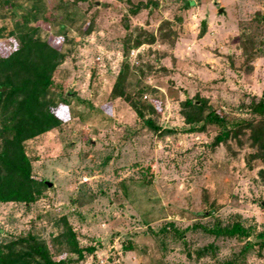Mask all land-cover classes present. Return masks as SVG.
<instances>
[{"label": "rangeland", "instance_id": "rangeland-1", "mask_svg": "<svg viewBox=\"0 0 264 264\" xmlns=\"http://www.w3.org/2000/svg\"><path fill=\"white\" fill-rule=\"evenodd\" d=\"M1 10L0 57L30 12L37 37L65 53L52 95L70 111L25 144L33 176L52 185L29 205L0 202V243L34 234L77 264L58 239L66 218L80 247L96 249L78 264H264V161H250L246 137L213 149L218 129L191 133L181 107L204 98L229 119L251 117L243 106L264 95V0H16ZM139 37L154 42L131 60ZM236 223L249 235L210 233Z\"/></svg>", "mask_w": 264, "mask_h": 264}, {"label": "trees", "instance_id": "trees-1", "mask_svg": "<svg viewBox=\"0 0 264 264\" xmlns=\"http://www.w3.org/2000/svg\"><path fill=\"white\" fill-rule=\"evenodd\" d=\"M0 7L15 8L16 0H0ZM189 6L194 2H188ZM0 8V11H2ZM37 15L33 12L25 15L24 20L18 24L19 30L10 32L8 39L16 43L15 49L7 56L0 57V202L24 203L36 202L50 187L46 181H40L33 176L32 162L26 153L25 144L41 135L52 132L61 127L65 122V115L70 111L65 105L61 111L52 95L55 87V74L66 59L61 48L55 46L52 40H41L37 37L38 28H33L31 22ZM241 40L245 55L254 57L253 38L242 34ZM154 42L137 38L134 44L128 47V54L133 48H139L145 43ZM128 66L118 77L114 88V96H123L120 91L124 83ZM72 95V94H71ZM65 97H71L66 94ZM148 104V103H144ZM139 118L145 120L146 113L133 103ZM182 115L189 131L205 132L209 127H216L218 134L211 146L213 149L221 145L230 146V141L235 140L246 143L253 149L250 161L258 158L264 161V95L254 98L248 108L250 118H233L222 111L210 106L207 99H187L182 102ZM150 111L154 112L150 107ZM145 123L155 132L159 131L154 121L149 118ZM168 133L163 130L161 134ZM264 181V169L259 172ZM62 223V224H61ZM61 224L64 228L59 234L68 248L70 257L77 255L78 264L85 253L94 254V247L81 248L78 236L66 218ZM211 234L223 237L248 236L246 229L236 223L232 226H216L210 230ZM208 251V248L202 252ZM201 255V254H200ZM69 256L55 259L51 248L46 241L34 234L20 236L8 242L0 243V264H68Z\"/></svg>", "mask_w": 264, "mask_h": 264}, {"label": "built area", "instance_id": "built-area-1", "mask_svg": "<svg viewBox=\"0 0 264 264\" xmlns=\"http://www.w3.org/2000/svg\"><path fill=\"white\" fill-rule=\"evenodd\" d=\"M140 51H142V48H140V47L139 48H133L129 54V57L136 59L138 57V54L140 53ZM132 58H131V60H132Z\"/></svg>", "mask_w": 264, "mask_h": 264}, {"label": "water", "instance_id": "water-1", "mask_svg": "<svg viewBox=\"0 0 264 264\" xmlns=\"http://www.w3.org/2000/svg\"><path fill=\"white\" fill-rule=\"evenodd\" d=\"M225 12H226V11H225L223 8H221V9L219 10V13H220V14H224ZM202 27L205 28V22H203ZM51 185H52V184L49 183V186H51Z\"/></svg>", "mask_w": 264, "mask_h": 264}]
</instances>
